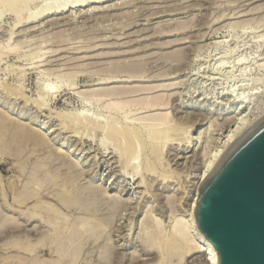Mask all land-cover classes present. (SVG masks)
Listing matches in <instances>:
<instances>
[{
    "label": "rangeland",
    "instance_id": "rangeland-1",
    "mask_svg": "<svg viewBox=\"0 0 264 264\" xmlns=\"http://www.w3.org/2000/svg\"><path fill=\"white\" fill-rule=\"evenodd\" d=\"M71 1L84 0H0V212L20 227L0 234V264H53L41 249L45 238L63 233L67 239L82 225L102 237L84 248L75 243L68 264H99L103 251L104 264H195L199 255L181 257L166 241L178 221L190 219L203 162L215 152L225 121L264 109V0H106L42 14ZM120 90L129 94L115 95ZM105 91L115 93L92 96ZM156 97L165 105L132 103ZM68 114L90 122L78 134L66 131ZM162 114L163 128L149 121ZM114 126L123 132L110 138ZM21 131L37 133L46 148L25 146ZM129 131L132 155L124 152ZM52 154L76 166L74 185L42 188L58 175L45 169L33 178V164ZM26 183L57 197L92 190L119 205L116 214L104 209L94 219L54 207L47 195L42 202L52 207L42 206L64 222L63 231H52L11 211ZM34 203L32 213L41 205Z\"/></svg>",
    "mask_w": 264,
    "mask_h": 264
},
{
    "label": "bare ground",
    "instance_id": "bare-ground-1",
    "mask_svg": "<svg viewBox=\"0 0 264 264\" xmlns=\"http://www.w3.org/2000/svg\"><path fill=\"white\" fill-rule=\"evenodd\" d=\"M102 1L104 2L106 0H84V1H79V2L71 1L69 3H65V4H63L61 6L60 5H58V6H52L49 9H46V11L44 10L45 12H43V13L41 12V13L43 15L44 14H46V15H48V14H56V13H61V12H63L66 9H71V8H75V7H82L85 4L86 5L87 4L95 5V4H98V3L102 2ZM31 17H33V16H31ZM36 17H37V15H36ZM29 18H27V19H29ZM33 19L35 20V17H33ZM27 22H28V20H27ZM174 57L175 58H179L176 55H174L173 58ZM180 59L181 58H179V60ZM179 60H178V63H179ZM140 67H142V66H140ZM115 68H117V67H115ZM118 69H119V67L117 68V70ZM130 69H132L134 71L137 70V68H134V66H133V68L130 67ZM139 69L140 68L138 67V70ZM138 70H137V72H138ZM122 71H120V72H122ZM115 92H116L115 95H118V94L119 95H122V94H126L127 92H128L127 94H129V91H125V90H120V91H115ZM115 92L114 91H107V92L105 91L102 94H99V93L94 94V95L92 94V96H98V97L99 96H103V97H105V96L113 95ZM131 92L133 93L134 91H131L130 90V93ZM230 97H232V96H230ZM126 103L128 104V102H126ZM132 103H133V105L136 104V105L146 106V108L148 109L150 107L151 108H153V107L154 108L155 107L157 108V107H160V106H164L165 105V100L162 97H156V98H153L152 100L137 101V102H132ZM241 104H243V102H241ZM244 104H245V102H244ZM118 105H119V103H118ZM239 109H241L240 106H239ZM240 112H242V111H240ZM250 113H251V116L249 118H247V116L246 117L240 116V118H236V117L233 118L231 116L233 119H231L230 121H228V120L225 121V122H228L226 124V126H224V127H227V128L224 130V132H222L221 134H219V135L222 136V138L220 137L221 139H218L220 142H218V146H217L215 152L212 153V155L208 156V158H205L206 160H204V162H203V167H202L201 172H200V175L198 177V187H197L198 190H199V188H200L203 180L207 177V175L209 174V172L211 171V169L213 168V166L215 165V163L217 162L218 158L223 153V151L228 147V145L237 136H239L245 129H247L251 124H253L255 121H257L259 118H261L264 115V109L262 111H260L258 114H255V110L254 111H251ZM63 116H64V114H63ZM66 116L67 117H70L71 116L70 118H73V119H70L69 120L72 124H71V126L70 125L69 126H66V125L65 126H62V128L65 127L66 128V131L69 130V131H71V132H73L75 134H78L77 129H79L80 127H83L84 128V124H83L84 122L85 123H87V122L89 123L90 122L89 120H87L88 117H86L85 115L82 118V119H85L84 122H82V120L80 119L82 117V116H80V114H68ZM1 117H3V115H1ZM65 119H67V118H65ZM61 121H63V120L61 119ZM75 121H78L79 122L78 128H75V126H74V125H76V123H74ZM91 121L93 122V120H91ZM149 121H151L152 123H156V125L158 124V126L161 125V127L163 128L164 124H166V122H167V117H166V115L163 116V114H162V115H158L156 117H153L152 119H149ZM67 122H68V120H67ZM6 123H7V120H6ZM3 125H4V123H3ZM103 127H105V126H103ZM150 127L151 126H149V129H150ZM158 128H160V127H158ZM223 128H222L221 131H223ZM1 129H2V127H1ZM7 129H9V125H8V128ZM92 129H93V127H92ZM100 129H101V127H100ZM108 129H109V127H108ZM120 129L118 130L114 126V127H111L107 133H109L110 138H111V136L113 138H117V134L116 133L118 131H119L118 133H120ZM4 130H5V128H4ZM14 130H16V128ZM124 131L127 133L126 129ZM121 132H123L122 129H121ZM125 132H124V134L121 133L120 135L125 136ZM12 133L14 134V132H12ZM129 133L130 134H128V135L126 134V136H127V142L126 141L125 142L127 144H125V142H124V145H126V146H124V152H125L126 155H127V153H129L130 155L135 154L134 153L135 152L134 151V149H135V147H134V141H132L133 138H132V135H131L132 132L129 131ZM225 133H226V135H225ZM0 134L2 135L3 133H0ZM9 134H10V132H9ZM21 134H22L21 135L22 136L21 139L24 140L23 143L25 144V146H26L27 143L28 144H32V145H35V146H37V148L39 149V151H42L43 149L46 148V143L44 142V139L41 136H39L37 133H35L34 131L32 133L26 132V131H21ZM161 134H163L162 133V130H161ZM155 135H156V133H155ZM130 136H131V138H130ZM165 136H167V135H165ZM6 137H7V135H6ZM10 138H12V137H10ZM107 138H108V136H107ZM150 138H152V137L150 136ZM151 140H153V139H151ZM114 141H116V140H114ZM21 142H22V140H21ZM6 143H8V142L6 141ZM8 145H9V143H8ZM21 145L22 144H20V146ZM7 148H9V147H7ZM0 149H2V148H0ZM125 149H126V151H125ZM116 152H118V151H116ZM130 157L132 158V156H130ZM19 158H20V156H19ZM126 159H128V156H127ZM44 169L45 170H48V171H51V172H55V173L58 174L52 180L51 179L50 180L47 179V180L42 181L41 186L43 185L42 188H44V189L47 186H49L51 188H56L58 185H62V187L68 188V186L74 185V183L78 180V177H80V174L78 173V171L76 169V166L73 165L72 163H70L69 161H67L65 158H62L60 155H57V154H52L49 158H46V159H44L42 161L35 162L33 164L32 168L30 169L31 172H32L31 174L33 175V178L35 180H38L37 178H39V174H41V172H43ZM148 169H150V167ZM21 170H23V169H21ZM29 176H30V174H29ZM35 185H38V184L37 183L27 184L26 185V188H25L26 190H23V192H22V196L21 197H14V199H13L14 203L11 205L12 210L11 209L10 210L13 213H15L16 215H18V217H20L25 223H29V222H32V221H35L36 220V221H39L40 222V225L42 224L41 226H43V224H44V225H46V227L50 228L52 231L53 230L55 231L57 229L58 230H61V228H62V231H63L64 230L63 229L64 222H62V220H60L59 216L56 215V213H55L56 211L53 212V217H51L50 214L48 212H46V210L48 209V207L42 206V204H44L46 206L52 207V204H49L47 202H42V200L44 201L45 199H47V195H51L50 198L54 202V207H56V208L58 207L62 211L66 212V213L81 214V215H85V216H88V217H93L94 219L96 217H100V214L103 213V211H105V210H108L111 214H113L114 213V208L116 206L118 207V205H119L118 204L119 203L118 200H116V199H109L108 196L107 197L106 196H100L98 193H95L92 190H86V189L79 190V189H75L74 188V190L72 189L70 192H67V194H65L64 197H60V196L57 197V196H54V194H51L52 192H49V191H47L48 194H45L43 192L44 189L41 190V191H39L37 188H35L36 187ZM30 190H32V191H30ZM18 195L20 196V194H18ZM197 197H198V192L196 194V197H194L193 203L191 204V207H190V210H189L188 216H189L190 219L188 221H185V222L178 221L176 223V225L173 227L172 233L168 234L169 236H168V239H167L166 242H168V240L171 239V242L170 243H172V247L178 251V253H179V255L181 257H184L185 254L187 255V253H189V252H191L193 254L199 255V257H198L199 260L198 261H195V264H218V256H217V253L215 252V250L213 249V247L205 240V238L199 232V230L197 228V225H196V221H195V209H196ZM34 201H35V203H38V202L41 203V205H40V207H37V209H38L37 211H35L34 213H32L33 211H30V209L32 207L30 206V208H29L28 205L31 202H34ZM35 205H37V204H35ZM109 205L111 207H109ZM37 206H39V205H37ZM1 208L3 209V206H1ZM114 214H116V213H114ZM47 219H50V221L49 222L46 221ZM100 222H102L103 224H107L108 223V219L107 218H102ZM83 226L84 225H82V227H80L78 229H75L73 231V233L67 238L68 240L66 239V237L62 236L63 233H60L61 236L55 234L52 237L48 236V238H45V240H44L45 245H43L41 247V249L43 251H45V253H49V255H51V257L55 259L54 262H53V264H68L69 256H71V253H72V250H73V246H74L75 243H79L82 246V248H84L89 243L96 242V241H98L102 237L101 236L102 235L101 234V231H99L97 229H94L93 231H87V230L84 229ZM51 227H53V228H51ZM4 228H5V230L6 229L11 230L12 233L15 234V233H17L19 231V228L20 227L17 224H15L13 221H11L10 219H7V218L3 217L2 214H1V212H0V234L4 233ZM187 231H188V233H187ZM162 237L164 238V236H162ZM162 237H161V239H162ZM139 240L141 241L142 245H145L143 247H144V249L147 250L146 251L147 253L148 252L149 253L150 252H153V250H152L153 245H152L151 248L150 247H146V243L147 242L143 238L142 239L139 238ZM147 241H148V239H147ZM163 241L165 242V238L161 240V243ZM158 242H160V241H158ZM161 247H162V245H161ZM162 252H163V250H162ZM105 257H106V251L105 252L103 251L102 253H100L99 264H104L103 261H104ZM161 258H165V256L163 255ZM39 259L36 258V260H39ZM18 261H16V262L18 263ZM120 261L122 263V260H120ZM41 263L44 264V261L41 262ZM118 264H120V263H118ZM131 264H136V262L134 261V259L131 261Z\"/></svg>",
    "mask_w": 264,
    "mask_h": 264
},
{
    "label": "water",
    "instance_id": "water-1",
    "mask_svg": "<svg viewBox=\"0 0 264 264\" xmlns=\"http://www.w3.org/2000/svg\"><path fill=\"white\" fill-rule=\"evenodd\" d=\"M195 221L218 264H264V115L228 145L203 180Z\"/></svg>",
    "mask_w": 264,
    "mask_h": 264
}]
</instances>
